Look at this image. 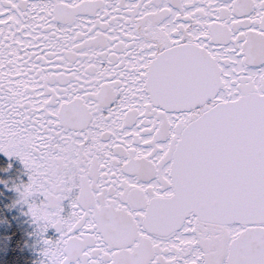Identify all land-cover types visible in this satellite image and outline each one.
Returning a JSON list of instances; mask_svg holds the SVG:
<instances>
[{
	"label": "snow or ice",
	"instance_id": "1",
	"mask_svg": "<svg viewBox=\"0 0 264 264\" xmlns=\"http://www.w3.org/2000/svg\"><path fill=\"white\" fill-rule=\"evenodd\" d=\"M0 152L41 264H264V0H0Z\"/></svg>",
	"mask_w": 264,
	"mask_h": 264
},
{
	"label": "flooded vegetation",
	"instance_id": "2",
	"mask_svg": "<svg viewBox=\"0 0 264 264\" xmlns=\"http://www.w3.org/2000/svg\"><path fill=\"white\" fill-rule=\"evenodd\" d=\"M29 180L28 170L25 168L23 162L17 156H7L4 152H0V197L7 203L9 212L14 213L16 220L19 223L17 227H22L25 231L26 237L21 238L17 227H14L13 239L8 244L5 240L4 246L0 249L2 251L0 256V264L6 263L10 260L11 264H41V261L46 258L42 254L44 248V239L55 240L58 238L59 233L55 227L49 226L43 233L40 232L41 224L37 222L29 213V204L25 203L20 198V189ZM13 183L14 185H10ZM5 189V193L2 192ZM12 189L14 197L10 198V190ZM9 192V194H7ZM39 202V197L30 198ZM63 215H68L70 206L67 201L62 202ZM1 206V205H0ZM3 208H0V213L4 215ZM0 214V216H1ZM2 224L4 219L2 218ZM4 229V227L2 226ZM10 228V227H9ZM8 237V234L6 235ZM6 250L4 253V247ZM35 248L33 258V250ZM37 259V260H36ZM36 260V261H35Z\"/></svg>",
	"mask_w": 264,
	"mask_h": 264
},
{
	"label": "rangeland",
	"instance_id": "3",
	"mask_svg": "<svg viewBox=\"0 0 264 264\" xmlns=\"http://www.w3.org/2000/svg\"><path fill=\"white\" fill-rule=\"evenodd\" d=\"M10 185H14L13 183H10ZM2 192L5 193V189L2 188ZM7 194H9V192H7ZM14 197L13 195V191L12 189L10 190V198L9 199H12ZM0 208H3L5 209L4 210V215H2L1 213V216H0V248L2 246H4V243H5V240L7 239V242L8 244L10 243V241L13 239V236H14V227H17V225H19V223L17 222L16 220V216L14 215V213L12 212H9V209L7 208V203L5 200H2L1 197H0ZM2 218L4 219V223L2 224ZM2 226L4 227V229L2 228ZM10 227V228H9ZM18 228V231L20 233V236L21 238L23 237H26L25 234V231L22 229V227H17ZM8 234V237L6 236ZM6 245V243H5ZM6 246L4 247V253L5 250H6ZM33 250V258H35L34 256V251H35V248H32ZM1 249H0V256H1ZM37 260V259H36ZM35 260V261H36Z\"/></svg>",
	"mask_w": 264,
	"mask_h": 264
},
{
	"label": "trees",
	"instance_id": "4",
	"mask_svg": "<svg viewBox=\"0 0 264 264\" xmlns=\"http://www.w3.org/2000/svg\"><path fill=\"white\" fill-rule=\"evenodd\" d=\"M12 262L10 261V260H8L6 263H4V264H11Z\"/></svg>",
	"mask_w": 264,
	"mask_h": 264
}]
</instances>
